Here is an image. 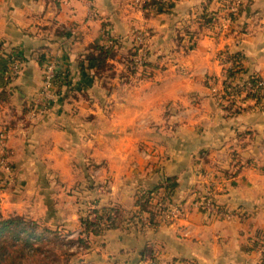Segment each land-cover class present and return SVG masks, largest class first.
Listing matches in <instances>:
<instances>
[{
    "label": "crops",
    "instance_id": "crops-1",
    "mask_svg": "<svg viewBox=\"0 0 264 264\" xmlns=\"http://www.w3.org/2000/svg\"><path fill=\"white\" fill-rule=\"evenodd\" d=\"M129 1L0 0V53L21 58L0 101L10 151L0 171V214L61 234L80 228L84 199L121 209L123 220L90 235L88 249L70 247L67 258L58 255L65 245L55 244L62 264H259L250 238L264 231V95L220 102L209 77L221 89V55L241 62L234 82L264 77V0H249L220 36L207 21L217 0H169L158 10ZM135 29L147 35L149 62L142 78L120 82L131 76H120L119 58ZM110 41L116 75L105 87L80 61L89 44ZM47 56L63 77L56 103L33 118L27 107L44 99ZM166 178L179 217L155 216V226L146 214L131 219L137 194ZM201 198L231 216L209 214L195 205ZM44 245L53 250V242Z\"/></svg>",
    "mask_w": 264,
    "mask_h": 264
},
{
    "label": "trees",
    "instance_id": "trees-1",
    "mask_svg": "<svg viewBox=\"0 0 264 264\" xmlns=\"http://www.w3.org/2000/svg\"><path fill=\"white\" fill-rule=\"evenodd\" d=\"M168 3L169 0H144L141 3V8L144 10H158L160 7H164ZM211 20L212 15L209 16L207 21L211 23ZM114 45V42L109 43L108 45H102L97 42L89 44L80 61V68L82 70H93L94 75L98 78L107 77L108 79H112L116 75L113 60L117 55V51ZM137 54V47L132 48L127 53L132 65L134 61L133 59ZM229 57L232 59V65L225 70V79L223 81L225 93L223 94V97L227 99L229 96H232L230 97V103L232 104L243 85L234 82V80L233 83L232 81L227 83L226 79H234L235 75L242 70V66L237 55ZM13 60L14 59L5 57L0 53V101L8 99L6 87L13 80L8 76V70L11 63H13ZM145 65L146 63L143 66ZM132 72L134 73L135 70ZM62 77V72L56 70L54 85H58L59 81L62 80ZM246 80L252 85H255L259 80V76L251 75ZM247 81H244L242 84ZM262 96L263 95L259 93L258 89H256V91L245 95L244 99L250 98L258 101ZM170 184L169 178H166L161 184L139 192L135 199L136 213L131 216V219L146 214L145 217L147 218V222L155 226L157 223L153 220L155 216H158L159 211L153 204L152 199L156 196L160 188L170 191ZM90 210L93 214V219H89L87 215H81L79 217L81 225L83 226L81 234H84V237L80 234V237L71 241L72 243L81 246V251L88 249V237L90 235H99L106 229L115 228L118 226V223L123 220L121 209L117 206L107 205L93 207V209ZM263 238L264 231L257 230L250 238L251 248L257 249ZM45 240L47 242H53L54 245L56 244L57 246L61 243H67L63 242V237L61 238V234L58 230L47 228L41 229L37 222L21 215L2 217L0 214V264H47L48 261L57 263L59 260L57 253L44 245ZM61 253L67 258L75 254L74 252L67 250L62 251ZM151 260L157 264H161L156 258H151ZM259 264H264L263 257H260Z\"/></svg>",
    "mask_w": 264,
    "mask_h": 264
},
{
    "label": "built area",
    "instance_id": "built-area-1",
    "mask_svg": "<svg viewBox=\"0 0 264 264\" xmlns=\"http://www.w3.org/2000/svg\"><path fill=\"white\" fill-rule=\"evenodd\" d=\"M138 1V0H137ZM144 1V0H143ZM142 1V2H143ZM218 4L216 9L212 13L211 20V30L216 33H221L223 31L230 30L232 28L234 19L239 14L242 7L247 4L249 0H217ZM225 63L230 66L232 64V59H226ZM19 73V65L14 63L10 65L8 70V76L12 78ZM43 85L44 88H48L54 85V79L56 74V68L53 64L46 65L44 69ZM247 81V80H244ZM240 92L236 95L237 98L245 96L249 93H252L258 89L259 93L264 95V77L259 76V80L255 85H252L249 81L242 84ZM212 92H217L218 89L215 86L211 87ZM232 97V96H229ZM40 112V111H39ZM34 112L30 114L33 116ZM7 141V132L5 129L0 128V169L7 167V158L9 157V150L6 145ZM165 192H158L156 196L152 199L153 204L156 209H158V217L163 218L167 222H173L179 217L180 210L176 206H170V201L168 196L164 195ZM196 206L205 210L209 214H213L217 217L229 218L231 214L227 212L225 208L219 204H215L211 199L201 198L196 203ZM89 219H93V214H89ZM77 249L81 250V246L76 245ZM257 250L260 253V257L264 258V238L261 240ZM147 264H157L156 262L150 260Z\"/></svg>",
    "mask_w": 264,
    "mask_h": 264
},
{
    "label": "rangeland",
    "instance_id": "rangeland-1",
    "mask_svg": "<svg viewBox=\"0 0 264 264\" xmlns=\"http://www.w3.org/2000/svg\"><path fill=\"white\" fill-rule=\"evenodd\" d=\"M58 1V4H60V5H67L71 0H57ZM142 1L143 0H131V1H129V5H131V7H139L140 5H141V3H142ZM213 13V12H212ZM229 30H227V31H223V32H221V33H216V32H211L212 33V35H218V36H220V35H224L226 32H228ZM132 36H133V40H132V42H133V45L132 46H130L129 47V49L131 50L132 48H135V47H137L138 48V54L134 57V59L133 58H131V59H133L134 61H133V65H132V63L130 62V58H129V56L127 55V53L130 51H128L127 52V50L125 49V50H121V56H120V58H119V60L122 62V63H124L123 65L122 64H119V66L120 67H122V72L120 73V76L121 77H123L124 76V73L125 72H129L128 74H130L131 76H127L126 75V78H120L118 81H123V82H125V81H127V83H129L131 80L133 81V79L134 78H138V79H140V78H142V76H143V70H141L142 69V67H143V65L146 63L147 64V62H149V60H148V53H147V49H146V42H145V40H146V37H147V35L145 34V31H143V30H141V29H135L133 32H132ZM114 41H110L109 43H113ZM114 43H116V41L114 42ZM117 43H118V41H117ZM135 43V44H134ZM116 45V44H115ZM114 45V46H115ZM119 45V44H118ZM14 60H13V63H11V65L12 64H14V63H17V65H19V73L18 74H16L15 76H12V79L14 80L17 76H19V74L21 73V63H20V61H21V58L19 57V56H17V57H14L13 58ZM220 59H221V61L223 62V64H225V70L227 69V68H229V67H231V65L230 66H226L227 64L225 63V61H226V59H231L230 57H226V56H223V55H221L220 56ZM51 64H53L54 65V67H55V63L53 62V60H52V58L50 57V56H47L45 59H44V63H43V76H42V81H41V92H42V95L44 96V99L42 100V101H39V102H37V104L36 105H33V106H31L30 104V106L29 107H27L28 109H29V113L31 114L32 112H34V114H33V116H31V117H36V115H38V114H43L45 111H47L50 107H52L55 103H56V101H57V87L55 86V85H53V86H51V87H48V88H44V85H43V77H44V69H45V67H46V65H51ZM119 67V68H120ZM125 67H126V70H124L125 69ZM133 70H135V73H133V72H131V71H133ZM224 70V78H223V81H224V79H225V71ZM125 71V72H124ZM141 73H142V75H141ZM123 74V75H122ZM145 75L146 76H148V72L146 71L145 72ZM98 79H101L102 80V86H105V87H110V85L109 84H106V85H104L105 84V82H107V83H109V82H111V78H107V77H101V78H98ZM209 80H210V82H211V86H209L210 87V91H211V87L212 86H215L216 87V78L215 77H209ZM233 80L234 79H230V78H228V79H226V82L227 83H229V82H231L232 81V83H233ZM241 83V82H240ZM218 89V88H217ZM211 93H213L215 96H217L218 97V99H219V101L221 102L222 100H227V101H230L231 100V98L230 97H228L227 99H225L224 97H223V94L225 93V91H224V88H223V82H222V85H221V89H218V93L217 92H212L211 91ZM246 99H248V98H246ZM250 99V98H249ZM236 100H238V101H241V100H244V96H241V97H239V98H237L236 97ZM229 104H231L230 102H229ZM51 109V108H50ZM40 111V112H39ZM0 128L1 129H7L4 125H0ZM6 132H7V130H6ZM2 169V168H1ZM1 169H0V171H1ZM2 172H0V174H1ZM92 178H91V182H92ZM1 184V183H0ZM88 185V184H87ZM102 186H103V188L105 189L106 188V186L108 185V181H106V182H103L102 184H101ZM86 186V185H85ZM158 192H160V191H158ZM162 192H165L164 193V195L165 196H168L169 197V191H167V190H162ZM93 207H98V206H96L95 205V202L94 201H92L90 198L89 199H84V202H83V208L82 209H80V214H79V216H81V215H87V216H89V214H92L91 213V210L90 209H93ZM156 219H157V216H156ZM158 219L159 220H163V221H165L163 218H160V217H158ZM79 220H80V218H79ZM82 228H83V226L81 225V222H80V228L78 229V230H75V231H73V232H62L61 233V235H63V242H67V243H63V245H65V248L63 249L62 248V251H64V250H68L70 247H71V249H72V247L74 246V247H76V250H77V246H76V244H74V243H72V242H70L71 240H75L76 238H78V237H80V234H81V230H82ZM78 233V234H77ZM72 234H74V235H72ZM70 235V238H67L66 239V236H69ZM81 236L82 237H84V234H81ZM74 244V245H73ZM55 245H54V243H53V250L52 251H54V252H57V253H59V249H57V248H55L54 247ZM49 249H51L50 247H48ZM70 249V250H71ZM75 250V251H76ZM69 251V250H68ZM72 251V250H71ZM62 253H59L58 255H61ZM66 257V256H65ZM62 260H64V257H59V260H58V262L57 263H54V262H51V261H48L47 262V264H62Z\"/></svg>",
    "mask_w": 264,
    "mask_h": 264
}]
</instances>
